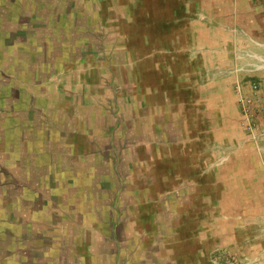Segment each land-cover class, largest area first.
<instances>
[{"label":"rangeland","instance_id":"obj_1","mask_svg":"<svg viewBox=\"0 0 264 264\" xmlns=\"http://www.w3.org/2000/svg\"><path fill=\"white\" fill-rule=\"evenodd\" d=\"M122 1L0 0V264H264V0ZM217 33L243 55L167 80Z\"/></svg>","mask_w":264,"mask_h":264},{"label":"crops","instance_id":"obj_2","mask_svg":"<svg viewBox=\"0 0 264 264\" xmlns=\"http://www.w3.org/2000/svg\"><path fill=\"white\" fill-rule=\"evenodd\" d=\"M109 1L116 2L119 5V7H121V4L124 3L125 7L121 8V9H124L127 7L126 6L127 1H122V0H109ZM187 1L188 0H139V2H138L139 5L135 6V8H137L138 10H143V11L148 10V14H151V12L155 13L157 10H161V11L179 10L180 11V10L186 9L184 7V4ZM221 21H222V23L220 24V26H224L225 21H223V20H221ZM178 36L175 35V38H177ZM224 36H225L224 33L213 34V36H201V37H198L197 39L194 38V36H191V39H189V41L185 40L184 41L185 43H183V45H181L179 47H177V46L171 47V45H169L168 46L169 50L165 48L166 49V52H165L166 56L165 57L167 59H166L165 63H162V66L160 68H161L163 73L167 74V80H169V82L172 81V78L174 77V74L178 70V68L181 69L180 72L183 73L184 75L189 74L187 76L189 79L191 77H193V74L198 75V74L205 73L204 70L207 71L206 75H208V72L211 73L210 75L213 76L212 80H214L213 79L214 77L221 75V74H217V73H222V71L224 70L222 68H225L224 65H225V61L227 60L226 58L238 59V57L242 56L244 53V51H239L238 49H233L230 51L229 46H226V49H227L226 50L225 46H223L222 43L223 42H229V41L234 42V40H232L231 34H228L229 37H224ZM245 37H247V36L245 35ZM175 38L173 35L169 36V40L173 39L171 42L177 41ZM174 43L175 42H173V44ZM224 50H226L227 52ZM248 52L245 51V56L250 57V58L254 57L252 55L253 53H251L250 51H248ZM221 57H222V59H221ZM223 59H224V61H223ZM230 68H229L230 71L228 72V74H230V78L228 80H230L231 82H230V84H228L225 87V89L231 90V89H233V85L236 83V81H238L237 77L233 76V73H237L239 71V69L236 71V69H232V66ZM170 75L172 76L171 78H169ZM205 77H206L205 78L206 82L211 80L210 77H208V76H205ZM189 82L190 83L193 82L194 85L197 84L195 79H190ZM206 82H205V86H207ZM203 83H202V87H200V85H198V87L204 88ZM170 88L171 87L168 86L167 91H169ZM219 99L220 100L215 98L213 100V104L222 107L223 106L222 102L224 101V103H225L224 107L228 106V107H230V111H232V112L236 111V106H235V102H234L235 100H234L232 95H228L227 101L221 100L222 99L221 97H219ZM195 100L196 99H188V101H190V102L194 101V103H196ZM209 101H207V99H206L205 102L207 103ZM167 104H169L170 107L172 106V103H170V100H167ZM223 112L224 111L221 110L222 114H223Z\"/></svg>","mask_w":264,"mask_h":264},{"label":"built area","instance_id":"obj_3","mask_svg":"<svg viewBox=\"0 0 264 264\" xmlns=\"http://www.w3.org/2000/svg\"><path fill=\"white\" fill-rule=\"evenodd\" d=\"M250 104V101L243 99L242 97L238 98V105L244 114L249 112Z\"/></svg>","mask_w":264,"mask_h":264}]
</instances>
